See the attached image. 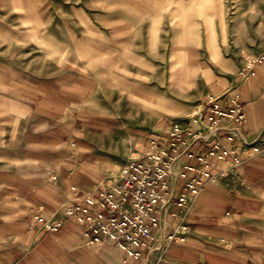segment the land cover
Listing matches in <instances>:
<instances>
[{
    "label": "crops",
    "instance_id": "1",
    "mask_svg": "<svg viewBox=\"0 0 264 264\" xmlns=\"http://www.w3.org/2000/svg\"><path fill=\"white\" fill-rule=\"evenodd\" d=\"M109 1L97 0L98 7L89 9L74 0H0V264H122L115 246L106 240L86 243L81 226L62 211L103 178L89 167L68 162L86 154L74 148L81 147L78 140L92 134L105 140L112 122H117L107 113L96 118L87 111L81 116L87 123L74 126L78 113L68 126L67 112L90 99L99 79L119 75L122 69L140 67L150 73L133 62L148 61L147 47L136 31L145 27L147 5L139 0ZM57 5L82 14L81 35L75 34L72 19L55 17ZM109 8L117 13L113 19H106ZM94 10L99 19L89 17ZM132 13L136 19L130 18ZM59 24L65 28V41L58 40ZM59 60L64 61L60 67ZM252 60L253 74L247 77L236 73L241 62L220 79H213L218 77L215 70L208 82L200 77L212 83L203 97L228 88L238 92L245 110L240 130L248 141L264 129L263 51ZM135 87L137 97L154 102L153 86ZM180 103L185 111L177 115L142 106L136 119L142 125L132 130L147 132V140L170 118L188 114L189 105ZM182 125L194 126L190 119ZM91 126L97 129L93 132ZM67 144L73 147L65 149ZM258 145L264 146L263 139ZM214 161L211 179L183 209L185 232L166 246L158 264H264V153L232 167ZM180 186L178 181L177 189ZM37 215L60 224L55 231L42 229Z\"/></svg>",
    "mask_w": 264,
    "mask_h": 264
},
{
    "label": "rangeland",
    "instance_id": "2",
    "mask_svg": "<svg viewBox=\"0 0 264 264\" xmlns=\"http://www.w3.org/2000/svg\"><path fill=\"white\" fill-rule=\"evenodd\" d=\"M62 1L58 0V3ZM74 1L84 3L89 9L98 7L97 0ZM139 1L147 5L148 13L144 18L145 27L136 31L138 39L145 42L148 61L133 59V62L146 67L150 73L145 74L139 67L131 69V72L122 69L119 75L99 79L98 88L90 99L82 106L71 107L66 114L68 126L78 113L80 117L74 126L87 123L81 118L87 111L95 113L92 117L98 118L101 115L98 113H107L117 119V122H112L111 130L107 131L109 137L102 140L92 134L88 140L79 139L81 147L74 148L86 154H77V162L68 159L72 164L80 163L92 172L101 174L102 180L107 183L114 181L121 168L141 155L148 133L139 134L132 129L142 125L136 121L142 106L154 113L159 110L177 115L185 111L180 103L183 102L189 105L188 114L169 119L183 124L184 119L198 114L204 89L212 84L204 83L200 77L208 82L215 76V70L218 77L213 79H220L223 77L221 75L235 69V62H241L237 73L264 48V0ZM107 3H114V0ZM55 8V17L59 20L72 19L75 34L81 35L83 28L78 20L82 19V14L66 11L60 5ZM88 14L92 20L99 19L95 10ZM121 14L127 16V13ZM115 15L117 13L113 8L107 9L106 19H113ZM130 18L136 19V14L132 13ZM58 26V40L65 41V28L60 24ZM63 63L59 60V67ZM135 83L154 87L151 92L153 103L136 96L139 90L136 92ZM124 97L134 99V103H128ZM91 129L93 131L97 127L91 126ZM63 147L70 149L73 146L67 144Z\"/></svg>",
    "mask_w": 264,
    "mask_h": 264
},
{
    "label": "built area",
    "instance_id": "3",
    "mask_svg": "<svg viewBox=\"0 0 264 264\" xmlns=\"http://www.w3.org/2000/svg\"><path fill=\"white\" fill-rule=\"evenodd\" d=\"M251 63L238 71L240 78L253 74ZM244 120V105L234 88L206 95L190 119L194 126L171 121L151 134L141 155L121 168L114 181L102 180L73 199L63 207L64 216L81 226L86 243L109 241L121 252L122 264H158L166 246L185 232L183 209L211 179L214 159L232 167L264 153L258 145L264 129L248 141L240 130ZM35 219L51 231L60 224L40 215Z\"/></svg>",
    "mask_w": 264,
    "mask_h": 264
}]
</instances>
